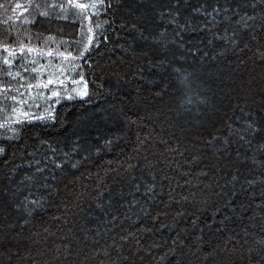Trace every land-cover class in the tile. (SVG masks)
Returning <instances> with one entry per match:
<instances>
[{"label": "trees", "instance_id": "obj_1", "mask_svg": "<svg viewBox=\"0 0 264 264\" xmlns=\"http://www.w3.org/2000/svg\"><path fill=\"white\" fill-rule=\"evenodd\" d=\"M31 4L0 0V59L16 48L22 70L0 65L3 93L58 91L49 53L78 35L88 94L47 117L0 107V264H255L264 131L239 135L264 128V0H103L81 15L95 43L69 0Z\"/></svg>", "mask_w": 264, "mask_h": 264}, {"label": "rangeland", "instance_id": "obj_2", "mask_svg": "<svg viewBox=\"0 0 264 264\" xmlns=\"http://www.w3.org/2000/svg\"><path fill=\"white\" fill-rule=\"evenodd\" d=\"M91 2L95 4V7H92L93 4H91L90 6ZM37 3H38V0H32V4L30 6L33 7L35 10H37V8L39 9V6L37 5ZM102 3H103V0H91V1L90 0H87V1L86 0H74V3H69V5L65 7L63 11L66 12V16L77 14V16L80 17V20H79V23H76V25H79V28L82 30V29H86L87 27L90 28V25L92 24L93 21L100 23V21H97L98 18L96 19L94 18L91 20L90 16L88 19L86 18V16L84 17L81 15H83L84 10L87 12V14H90V15L93 14L92 18L94 16L99 15L100 13L98 12L100 10ZM75 4H84V5H87V7L77 8L75 7ZM53 8L58 9V7H53ZM96 22L93 24V26H97ZM96 29L97 27H95V30ZM97 30L94 31L93 29H89V30L86 29V35L84 39H86L87 42L90 39L91 43H95L96 37L98 35ZM80 32H81V35L79 39L81 40V37H83L84 34L82 35L83 31H80ZM77 39H78V35L76 38L71 37L67 39L65 43L62 42L63 49L60 54H55L51 50V54L53 57L49 60L50 62L48 61L47 67L44 69V74L46 75L50 74L52 76V78H50L51 80H54L55 78L57 80L58 78V81H59V79H61L59 89L58 91L57 90L55 91L56 93H58V95H52V90L50 91V94L47 96L43 92L30 91L28 94H26L25 98H22L20 92H17V91L13 95L5 94L2 92L0 93V107L4 108L3 111L11 113L14 107H17L18 105L21 104V103H17L11 100L12 96L16 97V101H26V103L25 104L22 103V105L24 104L26 107L28 106L29 110L37 109V108L42 109L43 110L42 116L44 117L49 116V113L53 112L50 110V108L53 105H57L62 101H74L76 99L85 98L87 95L82 96L80 95V93L83 91H86L88 94V89L87 87L85 88L86 84H85L84 79H83L84 81V85H83L81 78L76 76V65H75V63L76 62L78 63V61L80 59H83L84 56L78 59L77 57L79 56L80 53H75L74 51H71L70 46H67L70 40L75 41ZM65 47H67L68 49L67 48L65 49ZM5 48H8L10 51L15 53L14 56H10L8 52L6 54L12 66L11 68H9L7 65H5V74L10 76L12 79H14V84H17L16 79L20 78L22 75L20 51H18L16 48H11L10 46H6ZM91 48L92 47L90 46L88 49H91ZM3 61H4V58L0 59V65H4ZM54 71H55V76H53ZM8 73H12V75H9ZM43 85H47V87L43 86L45 89H48V88L50 89V86L52 84L43 83ZM0 88H4V86L0 85ZM29 94L31 95V97ZM5 95L8 96L9 99L5 100L4 99ZM68 97H72V98L69 99ZM10 123H11L10 121L2 122L0 124V129L6 128Z\"/></svg>", "mask_w": 264, "mask_h": 264}, {"label": "snow or ice", "instance_id": "obj_3", "mask_svg": "<svg viewBox=\"0 0 264 264\" xmlns=\"http://www.w3.org/2000/svg\"><path fill=\"white\" fill-rule=\"evenodd\" d=\"M69 3H74V0H69ZM53 6H55V5H53ZM16 7H20V5L17 4ZM75 7H77V8H85V7H87V5H84V4H75ZM92 7H95V4H93ZM40 15H47V13H43L42 12V13H40ZM88 43H91V40L90 39H89ZM4 51L8 52L10 56H14L15 55V53L12 52V51H10L8 48H5ZM29 51H31V49H29ZM88 51H89L88 45L86 44L84 46L83 50L80 52V54H79V56L77 58L78 59L79 58H82L85 55V53H87ZM49 55H51V53H49ZM262 55H264V53H262ZM3 63H4V65H7L9 68H11V66H12L10 64V62H9L8 59H5L3 61ZM25 71H27V69H25ZM33 71H35V69H33ZM8 74L9 75H12V73H8ZM81 76H82V74H81ZM52 83H53V81L51 79H49L47 81V84H52ZM37 86H40V85H32V84H29L28 85V88L37 87ZM43 86L44 87H47V85H43ZM85 88H86V85H85ZM5 91H10V89L0 88V93L5 92ZM21 95H23V94L21 93ZM52 95H58V93L53 92ZM80 95H82V96L83 95H87V92L86 91H83V92L80 93ZM68 98L71 99L72 97H68ZM4 99L7 100V99H9V97L5 95ZM11 100H13V101H15L17 103H26V101H16V97L15 96H12L11 97ZM12 111L15 112L16 109L13 108ZM23 114L24 115H27L26 112L23 113ZM38 118L39 119H43V117H38ZM261 131H264V128H262L259 124H257L255 121L249 122V123L246 124V126L243 129L240 130L239 139L241 141H244L246 144L251 145L252 144V140L251 139H246L245 134H247L248 137H253V136L257 135L258 133H260ZM232 134L235 135L236 133H232ZM217 138L218 137H213V140H215ZM213 140H210L209 143H212ZM260 149L262 151H264V143H261ZM3 151L4 150L2 148H0V154H2ZM55 167L56 168H60V167H62V165L61 164H55ZM73 167H75V165H73ZM43 171H44V169L37 168V174H42ZM30 179H36V177L35 176L34 177H30ZM44 179L47 180V177H44ZM25 199L27 200V203L28 204H31V205L38 204V201L37 200H28L27 197ZM25 207H27V204L25 205ZM253 251H255L256 252V255L259 256V259L256 260L255 264H260V261H264V247H261L258 250H255L254 249Z\"/></svg>", "mask_w": 264, "mask_h": 264}, {"label": "bare ground", "instance_id": "obj_4", "mask_svg": "<svg viewBox=\"0 0 264 264\" xmlns=\"http://www.w3.org/2000/svg\"><path fill=\"white\" fill-rule=\"evenodd\" d=\"M28 2V1H27ZM80 2V1H79ZM89 2V1H88ZM31 7V6H30ZM69 12V11H68ZM6 22V21H5ZM12 22V21H11ZM11 25V24H10ZM7 26V25H6ZM2 28V27H1ZM16 36V35H15ZM55 38V36H53ZM32 39V38H31ZM34 48V47H33ZM34 51V50H33ZM23 52V51H22ZM24 54V53H23ZM38 55V54H37ZM44 56V55H43ZM53 57V56H52ZM15 60V59H14ZM44 60V59H43ZM50 62V61H49ZM42 66V65H41ZM25 68V67H24ZM16 75V74H15ZM46 83V82H45ZM28 88V87H27ZM12 90V89H11ZM32 90V89H31ZM30 95V94H29ZM31 97V95H30ZM25 98V97H24ZM28 100V99H27ZM28 102V101H27ZM31 102V101H30ZM36 103V102H35ZM25 104V103H24ZM24 106V105H23ZM30 106V105H29ZM41 106V105H40ZM28 107V106H27ZM32 108V107H31ZM6 119V118H5ZM52 119V118H51ZM12 120V119H11ZM36 121V120H35ZM7 128V127H6ZM1 130V129H0Z\"/></svg>", "mask_w": 264, "mask_h": 264}]
</instances>
